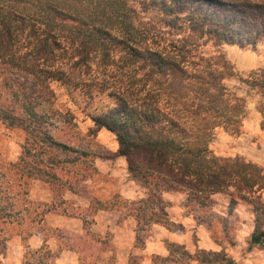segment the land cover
I'll return each mask as SVG.
<instances>
[{
	"label": "rangeland",
	"instance_id": "1",
	"mask_svg": "<svg viewBox=\"0 0 264 264\" xmlns=\"http://www.w3.org/2000/svg\"><path fill=\"white\" fill-rule=\"evenodd\" d=\"M198 52L224 54L238 74L226 82L248 104L242 132L216 129L210 149L264 176V94L247 81L264 74V41L205 42ZM8 68L0 61V264H264V244L251 242L264 231V181L255 193L237 182L205 194L134 175L115 132L97 128L119 96L115 62L81 80L54 79L40 96L46 85ZM12 77L20 80L6 84ZM15 89L33 91L41 119Z\"/></svg>",
	"mask_w": 264,
	"mask_h": 264
},
{
	"label": "trees",
	"instance_id": "2",
	"mask_svg": "<svg viewBox=\"0 0 264 264\" xmlns=\"http://www.w3.org/2000/svg\"><path fill=\"white\" fill-rule=\"evenodd\" d=\"M260 41L264 0H0V61L8 70H24L46 85L36 91L40 96L54 79L81 80L94 64L115 62L119 96L96 117L97 128L115 132L118 153L134 175L156 174L205 194L237 182L255 193L264 176L244 175L247 165L242 169L210 149L216 129L242 132L248 104L226 82L238 77L233 64L223 53L201 55L199 46ZM251 78L264 94V74ZM20 90L15 93L29 116L41 119L29 101L33 91ZM6 119L16 125L12 115ZM251 242L264 244V231L253 233Z\"/></svg>",
	"mask_w": 264,
	"mask_h": 264
}]
</instances>
